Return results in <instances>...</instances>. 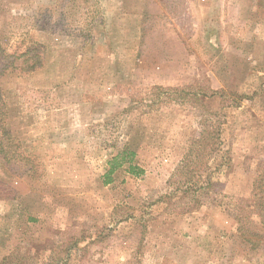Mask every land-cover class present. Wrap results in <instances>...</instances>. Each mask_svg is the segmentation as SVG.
I'll use <instances>...</instances> for the list:
<instances>
[{
  "label": "rangeland",
  "instance_id": "obj_1",
  "mask_svg": "<svg viewBox=\"0 0 264 264\" xmlns=\"http://www.w3.org/2000/svg\"><path fill=\"white\" fill-rule=\"evenodd\" d=\"M29 39L0 264H264V0H0V57Z\"/></svg>",
  "mask_w": 264,
  "mask_h": 264
},
{
  "label": "trees",
  "instance_id": "obj_2",
  "mask_svg": "<svg viewBox=\"0 0 264 264\" xmlns=\"http://www.w3.org/2000/svg\"><path fill=\"white\" fill-rule=\"evenodd\" d=\"M44 47L40 43L29 39L23 48L22 51L8 53L3 51V57L1 54L0 59L2 63L0 64V76L12 74V73H24L33 71L37 67L42 65V54H44ZM4 102V101H3ZM2 104V103H1ZM6 108V103H3L1 109ZM209 135V134H208ZM215 142L218 140V132L214 138ZM206 139L204 137L203 144H206ZM17 140L11 134L10 127L8 126V122L5 119V116L2 111H0V158L2 160L8 161L9 152L13 149V147H17ZM15 152V151H12ZM15 154V153H13ZM18 156V154L16 155ZM134 156V151H128L124 149L122 151L117 152L111 159L108 161V169L104 174L105 180L104 183L110 182V175L114 172V170L120 167L122 164L129 162V166L127 172L133 175H139L144 172L142 168L137 165H133L132 157ZM220 166V164H218ZM32 169V166L29 168ZM208 185L212 188L216 186L214 180L208 181ZM8 191V187L6 184L0 180V199L6 197L5 193ZM10 256H6L3 260H8Z\"/></svg>",
  "mask_w": 264,
  "mask_h": 264
}]
</instances>
